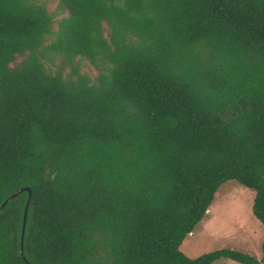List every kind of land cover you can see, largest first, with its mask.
Listing matches in <instances>:
<instances>
[{
  "label": "trees",
  "instance_id": "trees-1",
  "mask_svg": "<svg viewBox=\"0 0 264 264\" xmlns=\"http://www.w3.org/2000/svg\"><path fill=\"white\" fill-rule=\"evenodd\" d=\"M54 1L0 0V264H264L180 249L230 180L264 225V0Z\"/></svg>",
  "mask_w": 264,
  "mask_h": 264
},
{
  "label": "rangeland",
  "instance_id": "rangeland-1",
  "mask_svg": "<svg viewBox=\"0 0 264 264\" xmlns=\"http://www.w3.org/2000/svg\"><path fill=\"white\" fill-rule=\"evenodd\" d=\"M50 11L55 10L57 1L45 0ZM90 76L97 74L96 68L86 62L82 68ZM255 191L237 181H227L215 194L205 217L180 245L187 256L195 258L203 253L228 247L261 257L264 225L252 211ZM213 264H241L228 258Z\"/></svg>",
  "mask_w": 264,
  "mask_h": 264
},
{
  "label": "water",
  "instance_id": "water-1",
  "mask_svg": "<svg viewBox=\"0 0 264 264\" xmlns=\"http://www.w3.org/2000/svg\"><path fill=\"white\" fill-rule=\"evenodd\" d=\"M28 191L29 192V198H28V201H27V204H26V208H25V213H24V219H23V230H22V238L24 236V231H25V225H26V219H27V210H28V206H29V202H30V199H31V189L29 187H23V188H20L19 190L15 191L14 193H12L11 195H9L5 201L1 204L0 206V211L3 209V207L5 206V204L10 201L13 197H15L16 195H18L20 192L22 191ZM21 254L22 256L24 257V253H23V249L21 250ZM31 264V263H29Z\"/></svg>",
  "mask_w": 264,
  "mask_h": 264
}]
</instances>
